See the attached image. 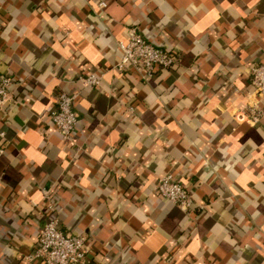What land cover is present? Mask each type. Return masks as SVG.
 <instances>
[{
	"label": "clouds",
	"instance_id": "obj_1",
	"mask_svg": "<svg viewBox=\"0 0 264 264\" xmlns=\"http://www.w3.org/2000/svg\"><path fill=\"white\" fill-rule=\"evenodd\" d=\"M0 264H264V0H0Z\"/></svg>",
	"mask_w": 264,
	"mask_h": 264
}]
</instances>
